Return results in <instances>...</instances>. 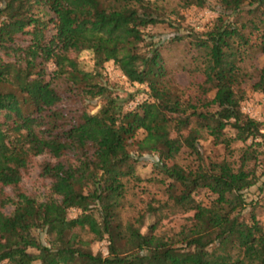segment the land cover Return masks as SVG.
<instances>
[{"label": "trees", "instance_id": "16d2710c", "mask_svg": "<svg viewBox=\"0 0 264 264\" xmlns=\"http://www.w3.org/2000/svg\"><path fill=\"white\" fill-rule=\"evenodd\" d=\"M165 2L0 0V264H264L263 226L252 213L240 217L242 192L258 179L264 135L239 106L242 84L264 96V64L249 82L242 68L254 52L264 55V0H216L212 26L188 35L194 55L184 88L167 79L160 41L142 34L171 25L167 15L177 12ZM121 25L128 26L123 36ZM81 51L93 58L91 72L69 57ZM107 62L129 84L144 86L145 98L132 109L102 83ZM59 83L74 96H99L98 112L65 113ZM137 133L133 158L128 147ZM203 140L221 155H203ZM45 154V194L27 195L28 162ZM148 154L157 179L147 182L161 186L160 198L151 194L139 211L129 185L142 181L128 168ZM202 190L206 203L194 199ZM260 202L264 208V197ZM177 215L186 217L175 230L160 229ZM145 216L153 218L146 227ZM100 240L105 254L91 253L89 244Z\"/></svg>", "mask_w": 264, "mask_h": 264}, {"label": "rangeland", "instance_id": "374dc122", "mask_svg": "<svg viewBox=\"0 0 264 264\" xmlns=\"http://www.w3.org/2000/svg\"><path fill=\"white\" fill-rule=\"evenodd\" d=\"M177 0H166L167 11L169 9H175L177 14H168V19L171 25L159 24L146 27L143 29L142 34H151L152 41H160L158 45L159 54L162 56L166 71L167 79L173 82L177 87L184 88L192 80V76L188 73L191 67V57H193L192 49L188 44V35H198V33L208 30L217 14L215 9L217 7L216 0H205V4L201 7H189V8H178ZM128 26H122L117 29L116 33L120 36L125 34V30ZM186 38H185V37ZM173 37H180L178 40H174ZM252 42L255 41L254 35L251 36ZM146 41V40H145ZM21 45L22 42H16ZM70 58H73L77 67L85 72H91L93 70V58L90 52L81 51L76 54H69ZM264 64V55L254 52L251 57H249L242 65L243 70L248 75L249 81L255 79L257 70ZM49 66V65H48ZM100 77L102 83H105L110 88V94L116 96L120 99H130L124 108L132 109V107L142 101L145 98V88L143 85L129 84L125 78L121 75L120 71L112 64V62H107L101 66L99 69ZM57 89L61 93V104L60 109L64 110L68 115H77L81 111H86L90 114H96L98 112L99 106L102 104L101 98L95 97L92 100H87L86 98H81L78 95L74 96L69 94L63 88V84L59 83ZM241 88L244 91V99L239 104L241 112L247 117L258 121L261 124L262 133L264 135V96L258 94L257 92H251L248 88V83L242 84ZM140 137V133H137L133 140L131 141L128 150L130 155L135 158L134 153V142ZM247 143V142H246ZM245 143V144H246ZM233 149L240 147L239 143H234L231 146ZM200 148L203 155H207L209 158H217L221 155V150L219 148H212L206 140L200 142ZM260 153L259 163L256 166V174L258 179L254 186L244 190L242 192L243 208L240 212V217L246 221L249 220V214L252 213L258 222L263 226L264 229V208L260 206L261 199L264 197V141L260 142L258 148ZM45 160L51 161L48 156L39 155L32 157L28 162V170L23 175L22 178V190L25 194L31 195L37 198L42 197L45 194V189L49 184L48 179H43L39 175V166ZM153 161L155 162V157L152 154L141 155L137 161L133 162L129 166V171L133 179H140L142 182L134 184L132 181L129 186H132L134 191V198L131 200V204L134 206L135 210H141L145 201L151 194L154 198H160L158 189L160 185L154 183L153 181L147 182L150 177L156 178V172L152 167ZM157 179V178H156ZM5 193H8V189H4ZM194 199L200 201L201 203L209 199L207 194L202 190L194 193ZM10 209L5 208L4 212H8ZM70 217L77 215L75 211L68 212ZM186 215H177L170 217L161 222L160 229H176L179 224L182 223ZM152 216H145L144 226L152 222ZM145 231V228L142 229ZM32 234L43 242L44 235L38 234L37 232H32ZM81 237L83 239L88 238V233L86 227H82L80 230ZM105 243L103 241L90 243L88 249L91 253L99 252L105 254ZM29 252H33L29 250ZM37 264V263H33Z\"/></svg>", "mask_w": 264, "mask_h": 264}]
</instances>
